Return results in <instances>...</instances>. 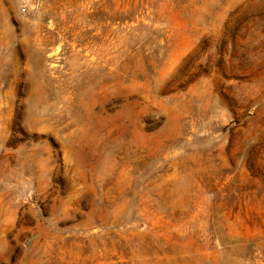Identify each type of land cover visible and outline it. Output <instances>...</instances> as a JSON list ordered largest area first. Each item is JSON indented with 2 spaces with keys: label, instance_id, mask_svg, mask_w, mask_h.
Here are the masks:
<instances>
[{
  "label": "rangeland",
  "instance_id": "374dc122",
  "mask_svg": "<svg viewBox=\"0 0 264 264\" xmlns=\"http://www.w3.org/2000/svg\"><path fill=\"white\" fill-rule=\"evenodd\" d=\"M0 264H264V0H0Z\"/></svg>",
  "mask_w": 264,
  "mask_h": 264
}]
</instances>
